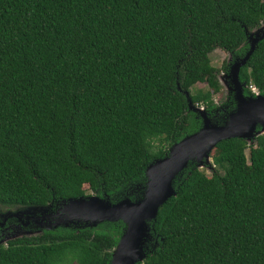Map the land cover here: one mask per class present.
<instances>
[{
  "label": "trees",
  "instance_id": "trees-1",
  "mask_svg": "<svg viewBox=\"0 0 264 264\" xmlns=\"http://www.w3.org/2000/svg\"><path fill=\"white\" fill-rule=\"evenodd\" d=\"M262 24L264 0H0V207L55 210L85 189L141 199L147 166L202 126L187 98L220 124L235 109L233 94L214 103L209 54L243 58ZM239 82L264 95V38ZM254 141L219 142L211 176L188 162L137 264H264V134ZM125 228L43 229L0 245V264H110Z\"/></svg>",
  "mask_w": 264,
  "mask_h": 264
},
{
  "label": "water",
  "instance_id": "water-1",
  "mask_svg": "<svg viewBox=\"0 0 264 264\" xmlns=\"http://www.w3.org/2000/svg\"><path fill=\"white\" fill-rule=\"evenodd\" d=\"M248 38V52L243 58L235 60L229 68L235 109L223 124H214L203 108H197L187 98L189 109L200 115L202 126L197 132L172 145L164 158L157 159L147 166L145 169L147 184L141 199L131 201L126 198L113 203L105 196L99 197L94 194L82 196L63 202L53 223L52 214L47 213L50 207L26 210L23 212L26 214L23 223L29 224L32 220L40 221L42 225L43 221H46L42 230H52L60 226L69 227L81 223L86 227H96L102 222L122 221L126 228L112 251L110 264L143 262L147 255L143 251V246L150 238V223L156 219L159 209L167 200L176 195L173 181L188 162L195 161L199 163L198 166L208 164L210 153L219 142L243 139L248 143L264 134V95L244 96L243 85L239 82V71L246 65L256 44L264 38V31L261 35L258 32L251 33ZM186 96L188 97V94ZM257 127L260 129L257 130ZM33 212L42 215L36 218ZM7 216L18 217L17 213ZM41 231H38V234Z\"/></svg>",
  "mask_w": 264,
  "mask_h": 264
},
{
  "label": "rangeland",
  "instance_id": "rangeland-1",
  "mask_svg": "<svg viewBox=\"0 0 264 264\" xmlns=\"http://www.w3.org/2000/svg\"><path fill=\"white\" fill-rule=\"evenodd\" d=\"M263 31H264V24H262L259 29L254 30V31H251L249 33V35L251 33H254V32H258V34L261 35V33ZM249 35H248V37H249ZM248 40H249V38H248ZM209 59H210L211 65L213 67H215L219 71V73L217 75V80L219 81V84H220V91L217 94H214L213 95V99H214V103L216 105H220L229 94H233V97H234L233 85L231 84V79L229 77V68H230V66L233 64V62L235 60H239V59H235V60L232 59V57H231L230 54H228V53H226V52H224V51H222L220 49H216V50L212 51L209 54ZM224 63L227 65V68H228L227 71L222 70V65ZM205 86L206 85L205 84H202V83H198L196 85L197 88H205ZM235 105H236V103H235ZM197 108H199V107H197ZM206 115L209 117V115H208L207 112H206ZM228 115L225 118L222 119V122H221L222 124L226 121ZM216 116H217V114H216ZM216 116L214 118L209 117V119L214 124L215 123L220 124L218 121H215ZM254 140L255 139L250 140V142H248V145L255 146L256 143H255ZM246 155L248 156V150H246ZM208 160H209V163L208 164L203 163L202 165L199 166V168L207 176H211V174L215 170V167L212 164V153H210V156H209V159ZM84 191H85L86 195H88V196L89 195H93L89 190H86L85 189ZM61 207H62V204H61V206H59L55 210H52L51 208H49V210L47 211L48 214H52V217H51L52 223L54 222L55 216H57V211ZM26 210L27 211L28 210L29 211H33L32 208L5 209V208H1L0 207V222H3L4 220H7V218H9L8 219V222L6 221L7 222V225L5 226V228L0 229V245L6 244L8 241L14 240V239H17V238L28 237V236H35V235H37L39 233L38 231H41L42 230V227H44V225H46V223H47L46 221H43L42 225L41 224L40 225H36V224L33 225L32 224L33 221L31 220V223H29V225L27 227H21L20 225H17L18 223H17V221L15 219L16 217L15 218H13V217L10 218V217L7 216V214H15V213H17L18 218L20 220H22L23 222H25V216H26V214H24L23 212H25ZM33 213H34L33 215L36 218H39L42 215L39 212H33ZM30 214H28V215H30ZM12 224L14 226H12ZM77 225H83V226H85L83 223L77 224ZM70 226H72V225H70ZM74 226H76V225H74ZM150 240H151V238H149V240L143 246L144 253H146V251L148 249L147 244L149 243Z\"/></svg>",
  "mask_w": 264,
  "mask_h": 264
},
{
  "label": "flooded vegetation",
  "instance_id": "flooded-vegetation-1",
  "mask_svg": "<svg viewBox=\"0 0 264 264\" xmlns=\"http://www.w3.org/2000/svg\"><path fill=\"white\" fill-rule=\"evenodd\" d=\"M12 217H13V216H11L10 218H12ZM13 218H15V217H13ZM8 219H9V218H7V220H4L3 222H0V229L5 228V226L7 225ZM15 219H16V221H17V223H18L17 225H20L21 227H27V226L29 225V224H26V223H25V224H26V225H25V224L23 223V221L20 220L18 217H16ZM6 221H7V222H6ZM30 223H31V221H30ZM32 224H33V225H34V224H36V225H40V221H36V222L33 221ZM12 226H14V225L12 224Z\"/></svg>",
  "mask_w": 264,
  "mask_h": 264
},
{
  "label": "built area",
  "instance_id": "built-area-1",
  "mask_svg": "<svg viewBox=\"0 0 264 264\" xmlns=\"http://www.w3.org/2000/svg\"><path fill=\"white\" fill-rule=\"evenodd\" d=\"M252 92H253L254 94H258V92L256 91L255 88H252Z\"/></svg>",
  "mask_w": 264,
  "mask_h": 264
}]
</instances>
